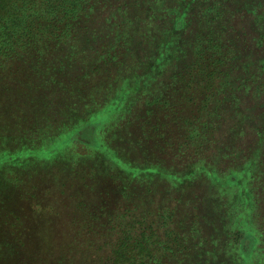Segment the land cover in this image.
<instances>
[{
  "label": "trees",
  "instance_id": "16d2710c",
  "mask_svg": "<svg viewBox=\"0 0 264 264\" xmlns=\"http://www.w3.org/2000/svg\"><path fill=\"white\" fill-rule=\"evenodd\" d=\"M167 14L193 36L189 69L165 84L150 78L147 85L132 88L129 96L135 105L129 114L123 109L121 118L109 125L96 121L92 127L90 123L82 126L72 149L85 164L91 159L78 151L80 146L88 148L90 155L99 152L114 181L127 189L125 197L131 195L128 187L134 182L140 188L149 186L145 181L150 180L142 177L144 170L153 176L161 172L171 183L167 193L163 191L174 194L177 203L187 198L194 181L199 177L210 180L216 176L215 167L225 164L226 170L218 174L228 179L217 177L220 181L213 184L219 197L226 201L229 194H241V202L233 207L236 218L228 225L229 243L242 259H252L256 252L264 253V0H0L4 136L24 134L22 137L41 142L48 137L44 125L49 118L61 129L57 135L69 130V124L58 121L65 112L63 105L87 109V100L93 101L103 89L92 87V94L84 96L80 85L67 87V80L71 86L76 82L70 64L79 54L85 55L81 39L86 34L94 39L100 28L105 38L91 57L92 72L104 75L105 67L113 62L134 59L131 45L136 32L142 28L148 44ZM175 32L173 29L170 35ZM49 76L59 84L50 93L47 86L55 82ZM248 95L256 104L242 107L239 101ZM75 96L78 99L68 106ZM137 120L127 136V127ZM219 132L226 138L221 143L216 138ZM250 135L251 144L244 149L238 142ZM214 144L217 148L211 162L206 152L215 150ZM132 151L140 158L127 160L120 154ZM57 152L54 146L48 151ZM165 154L172 156L171 167L183 164L188 169L164 170L167 164L157 158ZM238 172L246 174L245 184ZM240 187L244 192L237 193ZM151 188L146 190L151 192ZM122 204L117 201L118 207L110 211L116 236L105 264H198V229L194 226L186 234L184 219L180 222L178 218L175 224L178 207L165 208L156 218L147 210L139 212L137 206L119 208ZM211 206L221 205L213 202Z\"/></svg>",
  "mask_w": 264,
  "mask_h": 264
},
{
  "label": "rangeland",
  "instance_id": "374dc122",
  "mask_svg": "<svg viewBox=\"0 0 264 264\" xmlns=\"http://www.w3.org/2000/svg\"><path fill=\"white\" fill-rule=\"evenodd\" d=\"M173 29L176 32L170 35ZM97 32L94 39H90V35L87 38V34L81 39L80 46L85 55L79 54L70 64L72 81L76 82L71 86L67 80V87L80 85L79 89L84 96L92 94V87L103 89L96 93L93 101L87 100V109L75 107L74 110L63 105L65 112L63 111V118L60 114L58 121L63 125L69 124V130L57 135L61 129L58 130L56 124H52V118H49L44 125L48 128L44 131L48 137L41 142L22 137L24 134H12L5 138L3 95H0V264H105L110 259L111 243L116 236V232L111 230L110 217L113 214L110 211L118 207L117 201H123V207L119 208L134 209L137 206L140 208L139 212L147 210L156 218L165 208L178 207L175 224L178 218L180 222L184 219L186 234L194 226L198 229L196 236L199 255L195 256V259L198 257V264H264L263 252H256L252 259L244 260L229 243L231 238L228 225L236 218L235 208L241 202V194H229L228 198H224L226 201L219 197L221 194L213 184L220 181L217 177L228 179L227 176L221 177L218 174L226 170L225 164L215 167L216 176L210 177V180L199 177L200 180L194 181L187 198L177 203L174 194H166L171 183L161 172L153 176L152 172L144 170L142 177L150 180L145 181L149 186L140 188L134 182L128 187L131 195L125 197L123 193L127 189L114 181L109 164L102 160L104 158L98 155L99 152L94 151L90 155L88 148L80 146L78 151L91 160L85 164L83 158L77 159L72 144L77 140V131L82 126L90 123L89 127H92V122L96 121L102 125L117 121L121 118L123 109L129 114L135 105L129 96L132 88L147 85L150 78H158L165 84L177 74L188 70L192 63L193 36L182 31L171 14L159 21L148 44L143 39L142 28L139 29L131 45L134 59L119 60L117 64L113 62V66L105 67L107 71L104 75L92 72L91 57L105 38L100 28ZM48 80L55 82L50 76ZM52 84L47 86L48 93L59 87L58 82ZM77 97L70 99L67 105L72 106ZM246 97L239 101L242 107L256 104L251 95ZM101 105L104 106L100 107ZM88 109H92V112L86 113ZM138 123L139 120L127 127V136ZM67 131L71 135L64 134ZM223 134H216L219 143ZM251 136L243 137L238 144L247 149L251 144ZM101 138L105 137L101 135ZM224 139L226 140L225 137ZM118 144L123 148L121 142ZM53 146L58 152L48 153ZM89 146L92 148V141ZM214 146L215 150L206 152L208 158L211 156V162L215 159L213 153L216 152L217 144ZM132 152L120 154L127 160L140 158L138 152ZM153 153L159 155L156 151ZM11 155L13 156L9 157ZM171 158L172 156L165 154L157 159L167 164L163 167L164 170L179 172L188 169L189 166L183 164L171 167ZM194 163L197 166L198 163ZM238 176L243 184L247 182L245 173L238 172ZM148 187H152L151 192L146 190ZM239 190L237 193L244 192L242 187ZM195 193L198 194L196 198ZM213 202H218L221 206H211ZM111 205V208L108 207ZM195 206L196 211H193ZM226 211L231 213L229 217Z\"/></svg>",
  "mask_w": 264,
  "mask_h": 264
}]
</instances>
